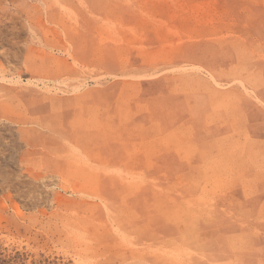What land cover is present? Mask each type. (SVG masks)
<instances>
[{
	"label": "rangeland",
	"instance_id": "rangeland-1",
	"mask_svg": "<svg viewBox=\"0 0 264 264\" xmlns=\"http://www.w3.org/2000/svg\"><path fill=\"white\" fill-rule=\"evenodd\" d=\"M0 113V264H264V0H0Z\"/></svg>",
	"mask_w": 264,
	"mask_h": 264
},
{
	"label": "crops",
	"instance_id": "crops-1",
	"mask_svg": "<svg viewBox=\"0 0 264 264\" xmlns=\"http://www.w3.org/2000/svg\"><path fill=\"white\" fill-rule=\"evenodd\" d=\"M168 158L165 157V161L163 162L164 164H166L168 162ZM166 169L167 170L164 171V174L166 175V183L164 185H166V186L163 189L166 193L164 192L163 194H164V196H168V198H166V200L164 201V205L166 204L167 206H169V205L173 206L175 203L174 200H172V199L169 200V196L174 194V193H168L169 190H175V191H171V192H175V193L177 192V193H181V195H184L183 201H185L187 197H190L189 199L191 200V198H194V197L199 195V191L193 187L191 189L181 188L180 190L177 189L178 187L177 188L172 187V185H176L178 183V181L183 179V178L184 179H191L192 174H189V173L185 172L184 170H182V171H171L169 167H167ZM144 180H145V177H144ZM129 186L124 185V184H118L117 188L120 191H124V190L129 191L130 190ZM150 189H153V190H150ZM150 189H149V191L147 190L149 192L148 195L152 196V194L154 192H156V190L154 187H152ZM152 191H153V193H152ZM145 192H146V189H145ZM148 195L143 196L144 200H146V196H148Z\"/></svg>",
	"mask_w": 264,
	"mask_h": 264
},
{
	"label": "bare ground",
	"instance_id": "bare-ground-1",
	"mask_svg": "<svg viewBox=\"0 0 264 264\" xmlns=\"http://www.w3.org/2000/svg\"><path fill=\"white\" fill-rule=\"evenodd\" d=\"M29 62H30V61H29ZM24 63H25V62H24ZM32 63H34V62H32ZM32 63H31V64H28V65L31 66ZM241 63H242V62H241ZM33 65H34V64H33ZM23 66H24V64H23ZM24 67H25V66H24ZM27 67H29V66H27ZM34 67H36V66H34ZM26 69H27V68H26ZM26 69H25V70H26ZM33 69H35V68H33ZM2 71H3V70H2ZM43 71H44V68H43ZM34 72H35V71H34ZM36 72H37V70H36ZM38 72L41 73L40 68H39V71H38ZM30 73H31V72H30ZM43 73H44V72H43ZM41 74H42V73H41ZM45 74H47V72H46ZM45 74H43V76H42L43 78L45 77V76H44ZM5 75H6V74H5ZM37 77H40V74H39ZM40 78H41V77H40ZM48 78H49V77H48ZM51 81H52V80H51ZM73 98H74V97H73ZM54 100H55V99H54ZM0 114H1V113H0ZM32 117H33V116H32ZM238 119H239V118H238ZM234 149H235V148H234ZM73 154H74V153H73ZM231 167H232V166H231ZM206 168H207V167H206ZM70 169H71V168H70ZM230 169H231V168H230ZM224 170H225V169H224ZM243 172H244V171H243ZM241 174H242V173H241ZM219 181H220V180H219ZM207 183H208V182H207ZM207 183H206V184H207ZM214 184H215V183H214ZM218 184H219V183H218ZM220 184H221V183H220ZM242 218H243V217H242ZM234 234H235V233H234ZM240 257H241V256H240Z\"/></svg>",
	"mask_w": 264,
	"mask_h": 264
}]
</instances>
